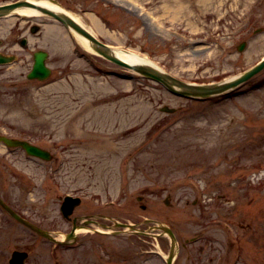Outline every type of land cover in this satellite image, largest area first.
Here are the masks:
<instances>
[{"label":"rangeland","instance_id":"rangeland-1","mask_svg":"<svg viewBox=\"0 0 264 264\" xmlns=\"http://www.w3.org/2000/svg\"><path fill=\"white\" fill-rule=\"evenodd\" d=\"M57 1L101 40L187 81L229 78L264 57V0ZM8 19L0 53L16 59L0 64V134L54 158L0 142V194L60 239L73 226L60 209L67 194L83 198L73 216L111 227L57 245L0 206V264L14 249L29 250L28 264H166L160 223L176 231L174 264H264V68L200 101L86 50L52 16ZM39 49L53 70L45 81L27 77ZM115 221L146 233H114Z\"/></svg>","mask_w":264,"mask_h":264},{"label":"water","instance_id":"water-1","mask_svg":"<svg viewBox=\"0 0 264 264\" xmlns=\"http://www.w3.org/2000/svg\"><path fill=\"white\" fill-rule=\"evenodd\" d=\"M29 4L28 0H18L15 2L11 3H6L3 5H0V17L5 16L10 14L13 10H15L18 7H21L23 5ZM39 9L46 13L49 14L60 21H62L65 25L69 26L70 28L74 29L77 31L79 34H81L84 37H88L93 39V48L106 57L107 59L128 67L132 68L150 78L156 79L160 82H162L165 86H167L170 90L173 92L186 95V96H191V97H208L220 93L227 92L231 90L232 88L236 87L240 83L246 81L248 78L259 72L261 69L264 68V59L255 65L254 67L250 68L249 70L243 72L241 75L227 79L224 81L220 82H214L210 84H193V83H188L184 82L170 73L156 67L150 64L146 63H137V64H129L128 62H125L124 60L120 59L113 51V48L99 40L94 34V36L89 32L88 29H86L84 26H82L79 22H77L72 16L65 12L61 11H55V10H50L48 8L44 7H39ZM39 28L35 26L33 28V31H37ZM93 36V37H92ZM22 43L26 45L27 39L24 38L22 40ZM245 46V43H243L239 49L242 50ZM48 56V53L43 50H39L35 52L34 58H35V63L33 66L32 71L28 74L29 78H38V79H46L50 74H51V69L47 67L46 65V58ZM14 59L13 56H7L4 54L0 53V63H7L10 62ZM162 110L164 111H174V108H169L167 106L162 107ZM0 140L4 141L6 144L10 146H21L26 149V151L31 154V155H36L40 156L44 159H51V154L49 151L29 143L26 140H20L16 138H11L8 136L0 135ZM81 203L80 198L72 197V196H67L63 202L62 205V210L63 214L70 218L71 214L74 212V209L77 205ZM0 204L16 219L21 221L22 223L26 224L30 228H32L34 231L37 233L48 237L52 240H55L59 242L48 230H45L32 222L28 221L27 219L23 218L21 215H19L16 211H14L1 197H0ZM119 226H129L130 228H134V225L127 224V223H118ZM162 229H164L171 237L172 239V246L170 250V254L167 258V264H173V261L175 259L176 255V243H177V238L174 233V231L165 225L161 226ZM75 236L74 232H71L67 234L66 239L69 241L71 238ZM28 256V253L25 251H14L13 256L11 258V264H25V259Z\"/></svg>","mask_w":264,"mask_h":264},{"label":"bare ground","instance_id":"bare-ground-1","mask_svg":"<svg viewBox=\"0 0 264 264\" xmlns=\"http://www.w3.org/2000/svg\"><path fill=\"white\" fill-rule=\"evenodd\" d=\"M28 3L29 4L18 7L15 10H13L10 14L6 15V17H9V19L6 22L12 21L13 17L16 15H18V16L45 15L46 13L42 12L39 9V7H44V8H48L50 10L61 11V12H65V13L69 14L77 22H79L82 26H84L86 29H88L89 32L93 35L92 31L88 27H86L85 23L83 22V20L80 18L79 15L70 12L67 8L62 6L57 0H28ZM47 15H49V14H47ZM49 16H51V15H49ZM76 36H77V39L80 42V44L86 50H88L92 53H97L95 51V49L93 48V41H94L93 39L88 38V37H84L79 33H76ZM113 51L120 59L124 60L125 62H128L131 65L137 64V63H146V64H150L153 66H158V64L156 62H154L151 58H149L143 54L137 53L135 51L129 50V49L114 47ZM84 230L87 231L88 228H85V227L78 228L77 232H81Z\"/></svg>","mask_w":264,"mask_h":264}]
</instances>
